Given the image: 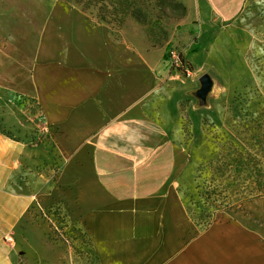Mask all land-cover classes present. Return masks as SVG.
I'll return each instance as SVG.
<instances>
[{
	"label": "crops",
	"instance_id": "1",
	"mask_svg": "<svg viewBox=\"0 0 264 264\" xmlns=\"http://www.w3.org/2000/svg\"><path fill=\"white\" fill-rule=\"evenodd\" d=\"M223 1L213 0L225 16ZM167 2L144 7L159 42L132 21L115 38L75 2L0 0V107L33 98L52 129L51 146L0 130V264H21L13 237L34 198L67 172L100 264H264L262 236L228 215L194 234L171 182L178 70L166 53L202 10L199 0Z\"/></svg>",
	"mask_w": 264,
	"mask_h": 264
},
{
	"label": "rangeland",
	"instance_id": "2",
	"mask_svg": "<svg viewBox=\"0 0 264 264\" xmlns=\"http://www.w3.org/2000/svg\"><path fill=\"white\" fill-rule=\"evenodd\" d=\"M199 1L202 13L197 25L180 27L184 38L177 47L184 67L170 83L177 149L171 182L185 202L194 234L228 215L264 239V199L241 198L227 165L230 151L244 149L246 125L264 112V0H243V4L224 0V7L231 9L225 16L213 0ZM78 4L96 22L109 24L115 38H122L123 28L132 21L139 36L146 30L159 42L160 27L148 24L144 7L172 9L167 0H81ZM130 4L146 16L124 9ZM204 77L211 80L206 92ZM0 130L25 143L52 145V129L33 98L22 96L13 105L0 107ZM60 168H54L53 174L59 175ZM63 174V182L54 177L49 191L34 198L13 237L21 264H100L82 223L79 191L70 173Z\"/></svg>",
	"mask_w": 264,
	"mask_h": 264
},
{
	"label": "trees",
	"instance_id": "3",
	"mask_svg": "<svg viewBox=\"0 0 264 264\" xmlns=\"http://www.w3.org/2000/svg\"><path fill=\"white\" fill-rule=\"evenodd\" d=\"M60 1L67 4L72 2L78 4L81 0ZM115 2H119V0H115ZM84 9L86 10V8ZM124 9H131V13L134 15L146 16L141 10L131 4ZM169 48L170 46L168 50ZM168 50L166 53L167 60L169 59ZM242 140L244 149L234 148L230 151L227 165L230 167V172L236 185L240 187L241 198L245 201L264 199V112L260 113L252 123L246 125Z\"/></svg>",
	"mask_w": 264,
	"mask_h": 264
},
{
	"label": "built area",
	"instance_id": "4",
	"mask_svg": "<svg viewBox=\"0 0 264 264\" xmlns=\"http://www.w3.org/2000/svg\"><path fill=\"white\" fill-rule=\"evenodd\" d=\"M168 54H169V59L167 61L169 62L171 68H175L176 70H178L184 67V61L181 56V51L178 49L176 45L170 46L168 50Z\"/></svg>",
	"mask_w": 264,
	"mask_h": 264
},
{
	"label": "water",
	"instance_id": "5",
	"mask_svg": "<svg viewBox=\"0 0 264 264\" xmlns=\"http://www.w3.org/2000/svg\"><path fill=\"white\" fill-rule=\"evenodd\" d=\"M203 81H204L203 89L206 92L209 89L210 85H211V80L209 79V77H204Z\"/></svg>",
	"mask_w": 264,
	"mask_h": 264
}]
</instances>
